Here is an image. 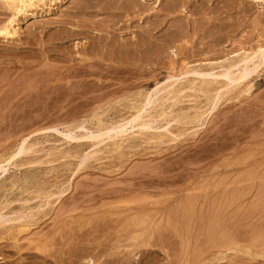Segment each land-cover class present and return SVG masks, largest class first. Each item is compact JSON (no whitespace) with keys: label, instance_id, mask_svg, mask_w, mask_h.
<instances>
[{"label":"rangeland","instance_id":"1","mask_svg":"<svg viewBox=\"0 0 264 264\" xmlns=\"http://www.w3.org/2000/svg\"><path fill=\"white\" fill-rule=\"evenodd\" d=\"M1 1L0 264H264V0Z\"/></svg>","mask_w":264,"mask_h":264},{"label":"bare ground","instance_id":"2","mask_svg":"<svg viewBox=\"0 0 264 264\" xmlns=\"http://www.w3.org/2000/svg\"><path fill=\"white\" fill-rule=\"evenodd\" d=\"M3 2H4V4H6L8 7H9V5L11 4V6L13 7V9H14V11L15 12H20V11H23L22 9H23V7H31V6H33L34 4H36V2H40V1H42V0H2ZM1 1V2H2ZM94 1V0H93ZM97 1V0H96ZM100 2L102 1V2H105L106 0H99ZM115 1V0H114ZM117 1V0H116ZM2 2V3H3ZM86 2V1H85ZM84 2V3H85ZM95 2V1H94ZM98 2V1H97ZM108 2V1H107ZM121 3L122 2H125L124 3V5H123V3H122V5L123 6H125V5H127L126 6V8L125 9H130L131 10V8L134 10V8L131 6L132 4H129V3H132V0H122V1H120ZM99 3V2H98ZM97 3V4H98ZM143 3V2H142ZM86 4V3H85ZM95 3H93V5H94ZM96 4V5H97ZM91 6V5H90ZM119 6V5H118ZM121 6V5H120ZM131 6V7H130ZM140 7V6H139ZM104 7H101V9H103ZM122 8V7H121ZM78 9H80V8H78ZM119 10V9H118ZM132 10V11H133ZM126 11V10H125ZM127 12V11H126ZM130 12V11H129ZM134 12V11H133ZM14 14H16V13H14ZM13 14V15H14ZM120 16V15H119ZM115 17V16H114ZM121 17V16H120ZM104 21V20H103ZM8 23L6 24H4L2 27H1V29H0V35H2V36H5V35H9L10 34V30H8L9 28V26H10V24H11V22H13V20H12V18H10V20H8L7 21ZM257 52H258V54H256L255 52V54L254 53H251V54H253V56L251 55L250 57H249V55H247V56H245V57H242L241 59H240V63H239V65H244L245 66V68H244V70L243 71H240L241 69H243V68H241L238 72H236V74L238 73V75L237 76H235V77H231L230 76V74H231V72H232V65L235 63L236 64V62H234L232 65H228V67L227 66H225L224 67V70H223V72L221 71V73H220V71L218 72V74L216 73V74H214V72L213 71H211V72H208L207 74L208 75H214L216 78H213V80L214 79H217L218 77H225L227 80H228V84L229 83H232V82H234V81H236V83H240V81H241V79H245V77L246 76H248L249 74H250V69L247 67V63H249V62H253V60H254V58H256V57H258L259 55H261L260 57L261 58H258V59H263L262 58V55H264V47L263 48H260L259 50H257ZM242 56V55H241ZM239 58V57H238ZM232 63V62H231ZM230 63V64H231ZM260 63V62H259ZM258 63V64H259ZM223 65V64H222ZM256 65V64H255ZM224 66V65H223ZM235 65H233V67H234ZM222 67V66H221ZM236 67H238V65H236ZM243 67V66H242ZM211 70L213 69V67L212 68H210ZM256 69V68H255ZM208 70H209V67H208ZM215 70V69H214ZM252 70V69H251ZM216 72V71H215ZM193 73V72H192ZM188 74V73H187ZM193 74H195V73H193ZM197 75H200V74H197ZM195 76V75H194ZM201 76V75H200ZM232 76H234V75H232ZM201 78V77H200ZM205 78V77H204ZM203 78V79H204ZM198 79V78H197ZM207 79H210V78H207ZM213 80H209L210 82H212ZM219 80V79H218ZM217 80V81H218ZM217 81H213V83L214 82H216L217 83ZM238 81V82H237ZM188 82V81H187ZM201 82H202V80H201ZM192 83H193V81H192ZM204 83H205V80H204ZM207 83H208V81H207ZM209 85H210V83H209ZM234 85V84H233ZM235 86V85H234ZM164 89V88H163ZM161 90V89H160ZM202 90V89H201ZM208 90V89H207ZM217 90V89H216ZM162 91V90H161ZM217 91H219V89L217 90ZM216 92V91H215ZM225 93V92H224ZM217 94V93H216ZM156 96V95H155ZM173 96V95H172ZM216 97V96H215ZM153 98V97H152ZM155 98V97H154ZM160 98H161V96H160ZM213 98V97H212ZM149 99H151V98H148V100ZM170 99V98H169ZM147 112V111H146ZM143 115V114H142ZM141 115V116H142ZM149 115V114H148ZM147 115V116H148ZM152 115V114H151ZM194 115V114H193ZM192 115V116H193ZM203 115V114H202ZM189 116V115H188ZM180 117V116H179ZM172 118V117H171ZM174 118V117H173ZM143 119H145V117L143 118ZM146 119H148V117L146 118ZM145 119V120H146ZM153 119V118H152ZM175 119V118H174ZM178 119V118H177ZM138 120H139V118H138ZM132 121H135V119L134 120H132ZM137 122V121H136ZM142 122V121H141ZM143 122H146V121H143ZM154 122V121H153ZM132 124H135V123H132ZM138 126H139V123L137 124ZM136 125V126H137ZM133 126V125H132ZM141 127L142 126H144V124H141L140 125ZM139 126V127H140ZM146 126H148V125H146ZM120 129H118L119 130V132L122 130V129H124L125 127H124V125H120ZM105 128V127H104ZM144 128H145V126H144ZM143 128V129H144ZM147 128V127H146ZM112 129H114V128H112ZM111 129V130H112ZM139 129V128H138ZM151 129V128H150ZM105 130V129H104ZM158 130V129H157ZM114 132V131H113ZM98 133V132H97ZM100 133V132H99ZM102 133V132H101ZM150 134H152V133H150ZM157 134V133H156ZM153 135V134H152ZM94 136V135H93ZM97 136V135H96ZM95 136V137H96ZM159 136H161V135H159ZM90 136H88L87 138H89ZM92 137V136H91ZM165 137V136H164ZM150 139V138H149ZM115 140V139H114ZM152 140V139H151ZM119 142V141H118ZM0 170L2 171H4V168L3 167H0ZM244 187V186H243ZM258 189V188H257ZM255 194V193H254ZM261 194V193H260ZM195 196V195H194ZM263 197V196H262ZM214 200V199H213ZM212 200V201H213ZM169 201V200H168ZM229 201V200H228ZM191 202V201H190ZM184 203V202H183ZM220 203V202H219ZM180 204V203H179ZM226 204V203H225ZM229 207V206H228ZM201 209V208H200ZM188 210V209H187ZM190 210V209H189ZM249 210V209H248ZM222 211V210H221ZM251 213V212H250ZM184 215V214H183ZM217 215V214H216ZM207 216V215H206ZM244 216V215H243ZM182 218V217H181ZM171 220V219H170ZM101 225V224H100ZM226 227V226H225ZM206 228V227H205ZM217 229V228H216ZM180 231V230H179ZM215 231V230H214ZM224 232V231H223Z\"/></svg>","mask_w":264,"mask_h":264}]
</instances>
